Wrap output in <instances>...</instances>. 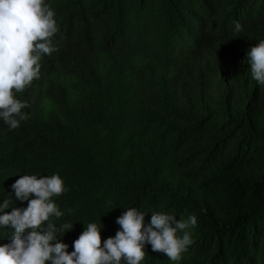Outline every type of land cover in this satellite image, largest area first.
Returning a JSON list of instances; mask_svg holds the SVG:
<instances>
[{
  "label": "trees",
  "instance_id": "1",
  "mask_svg": "<svg viewBox=\"0 0 264 264\" xmlns=\"http://www.w3.org/2000/svg\"><path fill=\"white\" fill-rule=\"evenodd\" d=\"M45 3L58 51L16 93L29 118L14 130L0 119L4 211L27 206L11 187L21 175L56 174L68 252L88 223L114 237L134 207L145 225L152 212L197 217L179 262L146 244L141 264H264V85L247 61L264 0ZM13 233L0 227V244Z\"/></svg>",
  "mask_w": 264,
  "mask_h": 264
},
{
  "label": "clouds",
  "instance_id": "2",
  "mask_svg": "<svg viewBox=\"0 0 264 264\" xmlns=\"http://www.w3.org/2000/svg\"><path fill=\"white\" fill-rule=\"evenodd\" d=\"M54 17L45 0H0V119L10 130L29 118L23 111L27 102L17 99L16 93H23L40 78L42 57L58 51L53 43L58 31ZM240 32L237 22L235 33ZM247 61L252 79L264 85V40L250 48ZM11 187L15 199L27 201V206L5 212L12 201L0 204V227L14 229L11 241L0 244V264H141L146 244L179 262L193 243L188 230L197 225L195 215L177 220L171 214L152 212L145 225L148 213L133 207L116 219L120 230L114 237L102 241L101 225L88 223L68 252V245L59 238L73 225L52 222L53 217L63 215L53 200L65 192L60 176L25 174ZM57 233H61L59 238Z\"/></svg>",
  "mask_w": 264,
  "mask_h": 264
}]
</instances>
